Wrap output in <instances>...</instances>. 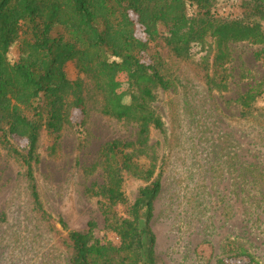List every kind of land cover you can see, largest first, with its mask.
Returning a JSON list of instances; mask_svg holds the SVG:
<instances>
[{"label":"rangeland","instance_id":"rangeland-1","mask_svg":"<svg viewBox=\"0 0 264 264\" xmlns=\"http://www.w3.org/2000/svg\"><path fill=\"white\" fill-rule=\"evenodd\" d=\"M216 5L223 17L242 16L238 0ZM225 50L227 58L217 61V40L208 38L180 59L163 36L143 55L149 63L159 55L161 72L172 81L167 91L155 90L150 104L165 133L152 127L148 146L130 150L140 165H156L154 179L161 173L152 220L157 264H217L229 242L264 264V45L233 42ZM19 57L15 45L10 60ZM65 71L73 81L84 80L86 116L75 111L72 121L85 119V125L65 127L58 139L41 135L35 177L46 215L34 205L21 161L0 148V264H71L61 221L82 233L94 223L97 239L119 244L105 228L103 199L89 189L104 183V146L137 143L139 124L104 115L101 94L75 62ZM147 184L125 175L131 204ZM119 212L128 215L122 206Z\"/></svg>","mask_w":264,"mask_h":264},{"label":"trees","instance_id":"trees-1","mask_svg":"<svg viewBox=\"0 0 264 264\" xmlns=\"http://www.w3.org/2000/svg\"><path fill=\"white\" fill-rule=\"evenodd\" d=\"M217 1L0 0V148L21 161L39 212L47 214L35 177L42 133L58 139L65 127L85 125V119L72 121L75 111L86 116L85 84L69 79L68 63L75 62L94 82L104 115L139 124L137 143L113 140L104 146V183L89 189L103 199L105 228L119 244L97 239L94 223L82 233L61 221L73 251L71 264H157L152 220L162 191L161 173L154 179L156 165H140L130 150L148 146L152 127L165 133L164 122L150 104L155 90L167 91L172 81L162 74L159 55L151 63L143 55L163 36L180 59L208 38L217 40L219 62L227 58L228 43L264 45V0H238L242 16L235 19L219 15ZM15 45L20 57L12 62ZM16 138L26 146L20 148L13 142ZM126 174L148 183L132 204L124 191ZM121 206L127 216L120 214ZM225 253L217 264H258L235 242L226 245Z\"/></svg>","mask_w":264,"mask_h":264}]
</instances>
